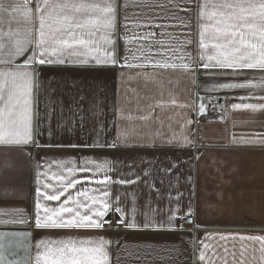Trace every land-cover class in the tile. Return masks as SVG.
<instances>
[{
	"label": "crops",
	"instance_id": "1",
	"mask_svg": "<svg viewBox=\"0 0 264 264\" xmlns=\"http://www.w3.org/2000/svg\"><path fill=\"white\" fill-rule=\"evenodd\" d=\"M24 2L0 0L5 9L0 10V71L31 74L14 82L0 77V107L12 91L21 101L15 111H22L30 88L32 130L27 145L0 144V233L6 234L0 244L6 261L37 264L39 256L40 264L72 259L77 264H264V69L211 66L215 61L208 57L217 54L212 45L221 41L212 35L216 17H209L226 0H70L116 8L108 35L117 62L102 65L91 56L88 64L70 63L65 56L63 64L25 65L36 47L38 22L37 0H28L31 21L24 16ZM17 5L21 10L13 11ZM79 15L107 14L89 9ZM201 24L208 26L203 49ZM103 35L97 31L93 38L102 44L101 57L113 50L103 45ZM29 38L23 55H11L17 40ZM165 62L169 67L162 66ZM233 84L245 86L221 87ZM82 97L83 112L69 131V106ZM215 104L214 115L208 114ZM94 142L116 146H81ZM98 164L106 167L97 171ZM105 175L109 179L97 183ZM68 180L76 183L65 191ZM60 192L59 200L46 198ZM69 195L67 207L93 218L106 200L110 208L102 220L121 218L124 225L37 228V201L58 209ZM189 205L194 224L183 227ZM19 220L25 223L12 222ZM40 241L45 244L38 249ZM73 247L86 251H69Z\"/></svg>",
	"mask_w": 264,
	"mask_h": 264
},
{
	"label": "snow or ice",
	"instance_id": "2",
	"mask_svg": "<svg viewBox=\"0 0 264 264\" xmlns=\"http://www.w3.org/2000/svg\"><path fill=\"white\" fill-rule=\"evenodd\" d=\"M222 9L219 12H214L209 17L212 19L216 17L213 37L221 42L212 45L213 48L217 49V54L209 56V61H215L212 67L220 69H264V0L256 2H245V0H232V2H224L219 5ZM89 9L98 10L107 15L92 19H83L79 13L86 12ZM0 10H5L3 5L0 4ZM19 5L13 8V11H20ZM32 9L28 7V0H25L23 4V13L27 20L32 19ZM115 12L116 8L114 4H108L107 6L100 8L94 4L84 3H73L70 0H66L64 3H51L50 0H37L35 9V18L38 22L36 29L37 39L35 41V49L33 54L28 57L25 61V65H28L34 60H38L41 65L44 64H63L65 63L64 57H68L70 63L88 64L89 56L95 61L97 65L107 64L109 62L116 63L117 57L115 55L114 41L110 38L108 33L114 30L115 27ZM204 13L201 12L203 17ZM207 25L201 24L200 28V47L206 48L207 45L204 42L205 31ZM97 31H103L102 37L103 45H113L112 51H105L103 57L99 55L102 44L100 41L93 39ZM11 35V33H9ZM87 37V38H85ZM31 43L30 38L24 41L17 40L14 46V51L11 53L13 56L23 55L26 51V45ZM80 47L77 48L76 46ZM0 47H3L0 44ZM83 49V50H81ZM96 53L95 55H92ZM203 59V56L200 57ZM127 61V57H125ZM3 61H0L2 63ZM11 62V61H8ZM163 67H169L168 63H164ZM176 67L175 64L171 65ZM205 68L210 65L205 63ZM181 67L184 69L190 68V63H183ZM29 72H2L0 71V77H12L13 82L17 76L21 78H30ZM245 85H221V87H244ZM30 88L25 90L24 99L22 104V111H15L16 106L21 104L20 97L14 92L9 91L8 98L5 101V106L0 107V144L4 145H16L23 146L32 142V130H31V115H30V97L28 93ZM0 100H3L2 89H0ZM83 97L80 101H73V105L69 106L70 116L68 118L69 127L68 130L72 131L71 125L76 123V116L83 112L82 108ZM234 108H240L241 105H233ZM245 108H255L256 105H243ZM260 107H264L261 105ZM75 108V111H74ZM201 113L204 112V106L201 105ZM81 121L83 116H80ZM7 126V131L5 127ZM119 139V138H118ZM170 142V141H169ZM82 147H115L116 144H101L94 142L92 145L85 143ZM190 146V145H189ZM106 167L104 165H97V171H100ZM176 166L173 165L171 168L162 169L164 172L172 171ZM86 169H81L85 171ZM69 172L72 169H68ZM145 176L148 173H144ZM65 178L60 177L63 181ZM109 177L105 175L104 180L97 181V183H105ZM140 176L137 175V180ZM119 183H136L133 180H120ZM76 183L75 180H68L67 186L64 189L72 188ZM147 183V181H145ZM149 188L153 185L148 184ZM59 191V189H55ZM159 192V190H157ZM39 195V188L37 189ZM60 192L59 195H47L48 200H59L60 196L63 195ZM78 195H80L78 193ZM108 194L105 192L104 196ZM71 195L64 201L58 209H52L41 205L39 200L37 201L36 207V220L35 224L37 228H101L103 227L102 218L106 216L110 204L105 200L102 202L103 211H97L95 218L90 214H81L80 211L74 210L73 208L67 207L69 201H71ZM97 201L93 199V207H95ZM43 207V215H41V208ZM83 207H88L83 205ZM191 206L189 205L188 215H191ZM92 209L88 208V212L91 213ZM116 212H121L122 209L117 207ZM135 208H133V213ZM65 214L68 218H65ZM175 219V215L170 216L168 223ZM13 223H25L24 220L12 221ZM127 223V222H126ZM129 227H134L135 224H127ZM163 226V224H161ZM148 227V224H145ZM6 235L0 233V237ZM10 235H24L23 233H11ZM243 239V237H242ZM249 239H260L259 237H249ZM44 241L37 243L36 247L39 249L44 245ZM67 247V246H66ZM63 253L64 249L59 250ZM69 251H86V249L70 248ZM93 251H99L94 249ZM264 259V256H262ZM200 260H204V255L201 254ZM0 264H20L19 261H6L3 244H0ZM37 264H40L39 256L37 257ZM56 264H77L75 259L71 261L60 260ZM96 264H100L99 261Z\"/></svg>",
	"mask_w": 264,
	"mask_h": 264
},
{
	"label": "built area",
	"instance_id": "3",
	"mask_svg": "<svg viewBox=\"0 0 264 264\" xmlns=\"http://www.w3.org/2000/svg\"><path fill=\"white\" fill-rule=\"evenodd\" d=\"M216 104L211 107L208 111V114L214 115ZM103 227L113 228V227H121L124 225V221L121 218H113L112 216H108L102 220ZM194 224V216L188 215L184 216L181 220V225L183 227L192 226Z\"/></svg>",
	"mask_w": 264,
	"mask_h": 264
}]
</instances>
